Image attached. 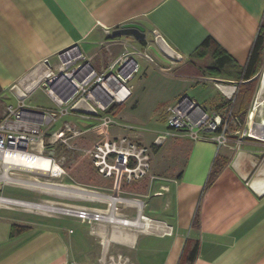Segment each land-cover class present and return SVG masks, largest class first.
Returning <instances> with one entry per match:
<instances>
[{"label":"crops","instance_id":"0c3cea01","mask_svg":"<svg viewBox=\"0 0 264 264\" xmlns=\"http://www.w3.org/2000/svg\"><path fill=\"white\" fill-rule=\"evenodd\" d=\"M127 23L145 28L140 45L154 59H143L145 64L169 67L181 57L172 69L180 83L204 78L222 89L214 112L228 107L235 87V96L250 93V102L259 87L248 108L251 116L264 110V49L258 74L243 79L254 44L264 34V0H0V99L10 94L17 100L32 71L46 61L56 64L58 54L73 45L89 60L98 59L103 71L133 40L113 35ZM180 88L176 103L188 92V86ZM172 136L175 140L153 147L164 157L163 167L154 164L137 182L109 177L99 184L75 182L69 169L63 187L22 188L54 205L126 218L138 215L128 204L138 198L146 216L140 226L94 224L70 214L27 225L0 207V264H95L107 251L134 264H264V142H239L232 135L219 148L212 141ZM116 189L121 198L114 204L109 197Z\"/></svg>","mask_w":264,"mask_h":264},{"label":"rangeland","instance_id":"374dc122","mask_svg":"<svg viewBox=\"0 0 264 264\" xmlns=\"http://www.w3.org/2000/svg\"><path fill=\"white\" fill-rule=\"evenodd\" d=\"M146 45L147 44L145 43V46ZM128 50L135 53V60L139 65V71L131 81V84L134 86L132 96L121 105H113L106 111L99 112L98 116L83 117L79 114H69L63 116L55 124L45 128L44 145H42L44 148V156L52 157L53 163L58 168V173H56V175L53 174L54 171L49 173L39 171L33 172L25 170L19 166L9 167L8 172L6 173L7 165L1 158L0 197L9 198L7 196H11L14 198L30 200L33 202V204L53 205L56 208H61V206L54 205L50 202L40 199L41 195L34 194V196H31L30 193L24 189H34L36 187H40V189H43V187H48L51 189L55 187L57 189L58 187H63V185H65L64 183L69 179L67 172L69 169H72L71 176L75 178V182L94 181L95 183L99 184L106 177L114 179L115 181H119L120 183L137 182L136 180L128 182V173L124 172L121 174L116 169H114V157L104 159L103 156L99 155L100 153L96 149V145L103 144L108 140L112 144L117 142V150H120L121 148L125 149L128 147V145L136 147L138 151H141L142 149L146 150L147 162H143L142 168L144 166H148V170H146L144 176L139 178L142 179L143 177L150 174L154 164H157V167H163L164 165V157L161 153H154L153 146L156 145L155 141L158 139V137L164 134L168 129L166 112L170 106L175 105V98L178 96L176 91L181 89L180 87L183 88V86H188V92L186 96L194 99L202 109L210 114H212L217 105H220L222 102V96L220 92L222 89L218 90L215 88L213 82L208 83V80L204 78L196 79L198 82L195 83L191 82V79H189L190 83H188V80V82L186 81L187 83H180L178 81L180 80V77H177L178 73L172 69L174 68V64H176V61H178V59H182L181 57H176L175 61H171L169 67H164L162 65L155 66L153 64H145L146 61L153 63L154 59L151 55L144 51L142 45H136L132 43L128 45ZM88 61L91 66L96 68L98 71H101V65L98 59H88ZM203 65L205 66H202L201 70L204 69V71H206V67L209 65V63L204 62ZM173 72L175 75H172ZM32 73L33 76L31 80L33 78L36 79V77L39 75L37 74V71H32ZM204 81L207 82L205 84H200L199 88L193 92L192 88L198 87V84L203 83ZM30 85L28 84L24 86L22 89L23 94H29L28 89L30 88ZM258 89L259 87H256L254 90V95L251 102L250 93L241 92L239 95L235 96L234 104H228L232 106L233 114L237 115L249 112L250 109L248 107H250V103H255L256 99L258 98ZM0 100V117L4 115L8 106H17V100L10 94H5ZM260 101L264 106V96ZM26 105L29 108L41 109L49 113H56L60 110L53 99L45 92V86L38 88L32 94H30L29 98L26 100ZM70 106L71 103L68 104L66 108H69ZM223 112L224 110L221 111V113ZM252 117H257V119L264 118V110L257 111ZM107 118L109 119L108 123L104 121V119ZM66 127H70L72 129L71 131L73 132L71 135L68 134V144L58 143L54 145L53 138H50L52 133L56 132L57 130L67 129ZM176 134L186 135L185 133L180 132ZM173 137L175 136H168L170 139ZM173 139L175 140V138ZM35 142L36 143L33 145V152L37 153L40 148V139L37 138ZM51 152H54L53 156ZM138 163L139 161L137 160L136 164ZM119 167L122 168V166ZM6 174L8 178L5 177ZM17 178H20L25 182L34 181L36 183L31 184L28 182L30 185H25V182L16 183L17 180L14 181V179ZM47 184H49L51 187ZM23 187L24 189H22ZM102 192L103 191H97L99 194ZM114 192L115 194L109 198L113 199V203L115 204L121 197L117 195V189ZM43 197L54 200V197L51 196L44 195ZM0 207L3 209L1 211L7 216H10L13 219L21 220L23 224L27 225L32 222L37 224L39 222L37 219L47 218L48 216L59 217L66 214L61 210L42 211L40 209L7 202H0ZM74 216L94 224H101L105 222L98 219L89 220L78 215ZM107 222L110 225H116L109 221ZM71 225L75 226V228L77 226L78 229L82 227V225L77 224L76 221H73Z\"/></svg>","mask_w":264,"mask_h":264},{"label":"built area","instance_id":"2783aa9c","mask_svg":"<svg viewBox=\"0 0 264 264\" xmlns=\"http://www.w3.org/2000/svg\"><path fill=\"white\" fill-rule=\"evenodd\" d=\"M135 53L126 50L113 60L103 71H98L88 61L86 55L78 45H73L58 54V62L54 65L44 62L37 70L38 77H28L27 85L35 87L29 94L17 98V106H8L6 112L0 117V159L8 150H21L25 146L27 151L33 152L36 139H40L38 154L44 155V130L55 124L63 116L79 114L83 117L98 116L99 112L106 111L113 105H121L133 94L132 79L139 71L135 60ZM45 86V92L53 99L60 110L49 113L41 109H32L26 105V100L38 88ZM24 87V86H23ZM20 89V88H16ZM237 88L229 97L231 104L235 102ZM125 92V95L122 93ZM71 103L69 108H66ZM255 108V107H254ZM167 131L155 141L157 146L163 145L168 136L176 133H185L194 140L212 141L218 147L227 146L232 135L237 136L239 142L247 138L264 142V119L252 117L251 112L243 118L235 115L232 106L221 112L212 114L206 112L193 99L182 97L175 105L167 109ZM108 118L104 119L108 123ZM68 125V124H67ZM234 130H233V128ZM52 133L53 144H68L69 135L73 134L70 127ZM71 132V133H70ZM69 134V135H68ZM99 155L104 159H115V166L119 173H128V182L138 180L145 175L148 166L142 168L147 162L146 150L138 151L136 147L128 145L125 149L117 150V142L112 144L108 140L96 145ZM52 156L54 152H51ZM48 157V156H47ZM52 161V157H49ZM139 161L136 164V161ZM119 166H122L120 168ZM60 169V166H59ZM109 175V174H108ZM9 201H21L12 198L0 197ZM24 202V201H22ZM11 203V202H10ZM129 206L138 209L135 218H126L114 213H98L83 209L61 207V211L70 215H78L89 220H102L105 216L115 215L118 226L138 227L146 216L142 214L144 207L140 199H132ZM86 215V216H85ZM95 264H134L132 260L122 253L106 252Z\"/></svg>","mask_w":264,"mask_h":264},{"label":"bare ground","instance_id":"6f19581e","mask_svg":"<svg viewBox=\"0 0 264 264\" xmlns=\"http://www.w3.org/2000/svg\"><path fill=\"white\" fill-rule=\"evenodd\" d=\"M264 93V92H263ZM122 95H125V92L122 93ZM26 147V146H25ZM23 148L21 150H8L6 155L3 157L4 163L7 165L6 166V173L8 172V168L11 166H19L25 170L28 171H39V172H52L54 171V175L58 173V168L55 166L53 161L44 155L37 154V153H32L30 151H27L26 148ZM9 176V175H8ZM6 178L7 174L5 175ZM31 184H35V182H30ZM39 184V182H38ZM45 185V184H44ZM49 185V184H47ZM50 186V185H49ZM51 187V186H50ZM0 202H7V203H13V204H18L30 208H36L40 209L42 211H59L61 210L60 208H56L53 205H40V204H33L30 202H22V201H9L3 198H0ZM102 213V212H98ZM86 216V215H85ZM88 218V217H87ZM117 217L115 215L111 216H105L104 221L109 220L111 223H118Z\"/></svg>","mask_w":264,"mask_h":264},{"label":"trees","instance_id":"16d2710c","mask_svg":"<svg viewBox=\"0 0 264 264\" xmlns=\"http://www.w3.org/2000/svg\"><path fill=\"white\" fill-rule=\"evenodd\" d=\"M263 49H264V34L261 31V33L259 34V36H258V38L254 44V47H253V50H252V53L250 56V60L247 64V67H246L244 75H243V79L248 80V79H251L258 74L259 69L261 67V56H262ZM252 82H256V80H254ZM1 92H2V89L0 87V94H1ZM153 147L156 148L157 146L154 145ZM215 174L216 173L212 172L211 176H214ZM22 230L23 229H20V231H22ZM197 250H198V246L196 245L190 254L191 260H193L195 258L196 254H197Z\"/></svg>","mask_w":264,"mask_h":264},{"label":"water","instance_id":"95a60500","mask_svg":"<svg viewBox=\"0 0 264 264\" xmlns=\"http://www.w3.org/2000/svg\"><path fill=\"white\" fill-rule=\"evenodd\" d=\"M114 36H130L137 40H142L146 37L145 28L138 23H127L119 29L113 31Z\"/></svg>","mask_w":264,"mask_h":264},{"label":"flooded vegetation","instance_id":"af4514ba","mask_svg":"<svg viewBox=\"0 0 264 264\" xmlns=\"http://www.w3.org/2000/svg\"><path fill=\"white\" fill-rule=\"evenodd\" d=\"M132 43H134V44H136V45H140L142 42H141L140 40H137V39H134V38H133V40L130 41V44H132ZM130 44H129V45H130ZM132 46H133V45H132Z\"/></svg>","mask_w":264,"mask_h":264}]
</instances>
